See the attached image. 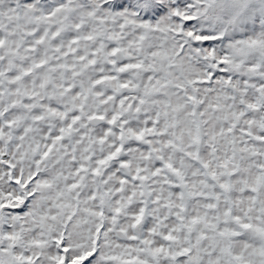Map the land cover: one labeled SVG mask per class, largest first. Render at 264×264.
I'll list each match as a JSON object with an SVG mask.
<instances>
[{
  "label": "snow or ice",
  "instance_id": "1",
  "mask_svg": "<svg viewBox=\"0 0 264 264\" xmlns=\"http://www.w3.org/2000/svg\"><path fill=\"white\" fill-rule=\"evenodd\" d=\"M0 264H264V0H0Z\"/></svg>",
  "mask_w": 264,
  "mask_h": 264
}]
</instances>
